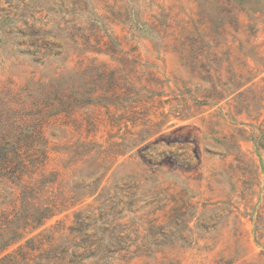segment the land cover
I'll use <instances>...</instances> for the list:
<instances>
[{"label": "rangeland", "instance_id": "1", "mask_svg": "<svg viewBox=\"0 0 264 264\" xmlns=\"http://www.w3.org/2000/svg\"><path fill=\"white\" fill-rule=\"evenodd\" d=\"M5 142L0 264H264V0H0Z\"/></svg>", "mask_w": 264, "mask_h": 264}, {"label": "trees", "instance_id": "2", "mask_svg": "<svg viewBox=\"0 0 264 264\" xmlns=\"http://www.w3.org/2000/svg\"><path fill=\"white\" fill-rule=\"evenodd\" d=\"M41 135L40 131H31L30 134L26 137L30 139L33 135L35 138L36 135ZM9 136L4 137V140H7ZM17 144H10L9 142L0 143V175L9 178L10 180H17L19 182L22 181L24 176H27L29 173H33L35 170V163L36 160L33 155H30V149H26L25 145L15 146ZM26 192V191H25ZM30 192H26L27 200H30L31 195L29 196ZM29 196V197H28ZM55 208V207H54ZM47 209L48 213L41 214L39 217L38 209L36 210V217L35 221L38 224H42L48 219H51L55 215V209ZM11 243L4 245V250L7 249ZM8 257V256H7ZM3 258L1 259L4 261Z\"/></svg>", "mask_w": 264, "mask_h": 264}]
</instances>
